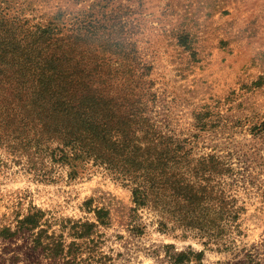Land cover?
<instances>
[{"label": "rangeland", "instance_id": "obj_1", "mask_svg": "<svg viewBox=\"0 0 264 264\" xmlns=\"http://www.w3.org/2000/svg\"><path fill=\"white\" fill-rule=\"evenodd\" d=\"M53 36L132 92L142 137L183 141L168 166L180 183L167 172L137 207L120 155L73 171L53 161L57 140L0 142V264H264V0H0L9 71Z\"/></svg>", "mask_w": 264, "mask_h": 264}, {"label": "trees", "instance_id": "obj_2", "mask_svg": "<svg viewBox=\"0 0 264 264\" xmlns=\"http://www.w3.org/2000/svg\"><path fill=\"white\" fill-rule=\"evenodd\" d=\"M69 37H51L53 45L42 46L34 57L24 52L29 42L19 46L23 55L12 57L23 61L21 72L9 71V59L0 63V83L6 84L0 88V142L16 146L57 140L50 149L53 161L64 162L73 171L84 156L109 161L106 157L120 155L129 167L118 178L133 185L137 207L147 206L152 188H164L167 172L180 183L179 170L168 171V166L170 160L185 156L180 151L183 141L157 132L149 139L142 137L144 125L134 115L143 109L130 101L132 92L111 87L114 77H106L105 84L102 75L88 72L85 44L68 41ZM43 97L62 121L47 122L39 115L37 102ZM53 134L58 136L49 137ZM37 217L35 213L19 221L20 228L35 226Z\"/></svg>", "mask_w": 264, "mask_h": 264}]
</instances>
